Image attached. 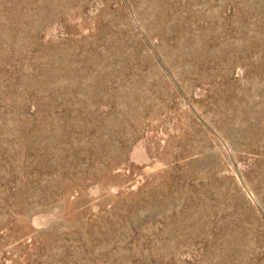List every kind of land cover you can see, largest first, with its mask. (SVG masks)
I'll return each instance as SVG.
<instances>
[{
  "label": "rangeland",
  "instance_id": "1",
  "mask_svg": "<svg viewBox=\"0 0 264 264\" xmlns=\"http://www.w3.org/2000/svg\"><path fill=\"white\" fill-rule=\"evenodd\" d=\"M0 264H264V0H0Z\"/></svg>",
  "mask_w": 264,
  "mask_h": 264
}]
</instances>
